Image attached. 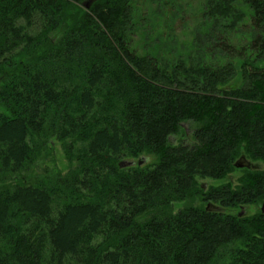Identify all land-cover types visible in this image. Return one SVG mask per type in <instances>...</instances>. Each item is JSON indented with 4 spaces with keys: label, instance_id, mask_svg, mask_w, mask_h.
<instances>
[{
    "label": "trees",
    "instance_id": "16d2710c",
    "mask_svg": "<svg viewBox=\"0 0 264 264\" xmlns=\"http://www.w3.org/2000/svg\"><path fill=\"white\" fill-rule=\"evenodd\" d=\"M84 1L0 0V181L35 137L73 162L0 189V264H264V214L227 210L264 199V0H203L196 54L167 59L133 46V0ZM240 156L261 168L197 182Z\"/></svg>",
    "mask_w": 264,
    "mask_h": 264
},
{
    "label": "rangeland",
    "instance_id": "374dc122",
    "mask_svg": "<svg viewBox=\"0 0 264 264\" xmlns=\"http://www.w3.org/2000/svg\"><path fill=\"white\" fill-rule=\"evenodd\" d=\"M202 2L203 0H177V3L173 5L165 0H133L136 8L134 19L137 24L132 36L134 40L133 46L136 47L137 52L144 53L149 52V50H159L162 57L166 59L177 55L185 56L187 53L196 54V50L199 48L198 45L202 42V38L199 35L207 26L201 11ZM82 7L85 8L83 4ZM241 9L247 14V6L243 5ZM223 37L225 38V36ZM240 38L241 35H238L234 36L232 40L238 44L241 41ZM220 48H223V46L221 45ZM214 52H216V48H208V54L211 55ZM239 80L240 77L237 75L235 83H238ZM3 110L0 103V111ZM181 126L186 130V134L179 132L173 135L171 140L176 142L181 138L188 142H194L191 136L192 129L194 128L192 123L184 122ZM34 140H37L35 142L37 152L34 155L33 161L16 178L0 181V189L23 180L24 182H52L55 177L65 174L73 167V162L66 157L64 151L65 141L59 140L52 135L43 138L35 137ZM138 159L136 158L135 161H138ZM246 159L251 163L250 168H261L262 164L260 161L252 160L256 161L253 163L249 157ZM242 174L243 171L237 168L224 178L211 179L199 177L197 178V182L201 186L204 185L202 187L204 190L209 185H219L228 180H231L232 184L235 185ZM263 200L261 199L252 204H240L227 210L237 214L242 208L243 215H253L260 212Z\"/></svg>",
    "mask_w": 264,
    "mask_h": 264
},
{
    "label": "water",
    "instance_id": "95a60500",
    "mask_svg": "<svg viewBox=\"0 0 264 264\" xmlns=\"http://www.w3.org/2000/svg\"><path fill=\"white\" fill-rule=\"evenodd\" d=\"M92 1L93 0H85L83 2L84 7L86 9H88L90 7V4H91ZM142 159H143V157H140L138 159L137 163L138 164H142V161H143ZM133 164H134V162L132 160H121L119 162V166H130V165H133ZM233 164H234V166L236 168H249L251 166L250 162L244 156H240L239 158H237ZM203 186L204 185H202V187ZM206 208L209 209V210H214V209H217L218 207H216L211 202H208L206 204ZM260 211H261L262 214H264V200L261 203ZM241 215H242V208H241V210L239 212V216H241Z\"/></svg>",
    "mask_w": 264,
    "mask_h": 264
}]
</instances>
